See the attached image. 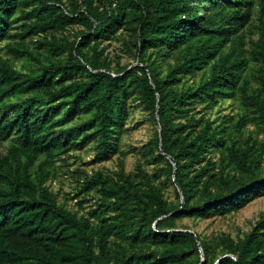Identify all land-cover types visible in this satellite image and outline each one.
Wrapping results in <instances>:
<instances>
[{
  "label": "trees",
  "instance_id": "trees-1",
  "mask_svg": "<svg viewBox=\"0 0 264 264\" xmlns=\"http://www.w3.org/2000/svg\"><path fill=\"white\" fill-rule=\"evenodd\" d=\"M2 50L0 264H264V214L238 240L177 226L264 195V141L245 133L264 138V0H0ZM225 100L237 119L212 116ZM136 106L162 166L86 175L88 215L58 203L57 161L109 159Z\"/></svg>",
  "mask_w": 264,
  "mask_h": 264
},
{
  "label": "rangeland",
  "instance_id": "rangeland-1",
  "mask_svg": "<svg viewBox=\"0 0 264 264\" xmlns=\"http://www.w3.org/2000/svg\"><path fill=\"white\" fill-rule=\"evenodd\" d=\"M257 37V36H256ZM34 45L31 44V47ZM118 47V45L115 44ZM114 49V47L112 48ZM41 51V50H39ZM4 58L13 59V56L5 50L0 52ZM123 63L130 62L128 56L123 58ZM30 64L29 61H25ZM18 67L22 66L21 61H16ZM241 108L237 101L225 100L212 112V116L220 113L223 115H237L241 113ZM158 125L151 121L148 112L142 107L132 109V117L126 125V131L120 137L118 148L111 154V157L105 161H96L95 150L92 144L87 145L77 151L70 152L58 160V176L49 181L52 192L56 195L58 203L64 205L67 209L77 211L79 215H88L96 208L99 193L96 190L88 194L76 193L82 185L86 175L89 177L101 172L103 175L113 179H118V174H139V167L152 173L161 163L156 164L152 158L146 155L145 147L148 145ZM246 135L252 134L259 141H264L263 135L259 133L254 124H250L245 129ZM6 153V145L0 144V155ZM161 180L165 181L162 176ZM165 195L170 201H178L175 187L169 183L164 185ZM264 214V195L253 199L244 205L241 209L233 211L225 216L214 215L208 219H184L177 223L179 228H190L198 231L204 238L214 240L221 236H229L234 240L243 238L259 222Z\"/></svg>",
  "mask_w": 264,
  "mask_h": 264
}]
</instances>
